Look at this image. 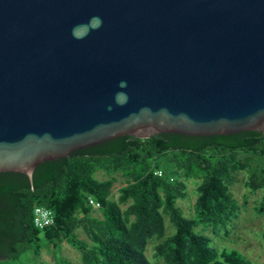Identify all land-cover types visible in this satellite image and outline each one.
Instances as JSON below:
<instances>
[{
    "label": "water",
    "instance_id": "water-1",
    "mask_svg": "<svg viewBox=\"0 0 264 264\" xmlns=\"http://www.w3.org/2000/svg\"><path fill=\"white\" fill-rule=\"evenodd\" d=\"M243 130L264 132V0H0V172Z\"/></svg>",
    "mask_w": 264,
    "mask_h": 264
},
{
    "label": "trees",
    "instance_id": "trees-1",
    "mask_svg": "<svg viewBox=\"0 0 264 264\" xmlns=\"http://www.w3.org/2000/svg\"><path fill=\"white\" fill-rule=\"evenodd\" d=\"M241 164L249 191L264 189V132L122 135L38 163L32 182L22 172H0V258L19 264L25 253L39 257L52 244L56 264H75L59 253L65 241L79 252L81 264H151L146 241L163 237L164 212L175 229L155 244L154 256L162 264H252L237 250L211 245L197 229L226 227L238 206L230 190L232 167ZM97 172L124 176L117 200L111 198L114 177L98 180ZM189 176L200 179L193 217L176 205L187 196ZM90 198L99 203L101 217L93 214ZM129 200L121 209L119 203ZM36 206L51 210L52 224L34 226Z\"/></svg>",
    "mask_w": 264,
    "mask_h": 264
},
{
    "label": "rangeland",
    "instance_id": "rangeland-1",
    "mask_svg": "<svg viewBox=\"0 0 264 264\" xmlns=\"http://www.w3.org/2000/svg\"><path fill=\"white\" fill-rule=\"evenodd\" d=\"M250 165V163H248ZM95 178L98 180L114 177L112 186L111 198L117 200L119 188L125 185V178L120 172L106 174L97 172ZM232 176L234 184L230 187L232 197L237 201V208L234 215L227 221L225 228H218L217 232L213 231L212 226H198L197 229L202 234L210 239L211 245L218 249L227 247L234 249L249 258L252 264H264V189H258L255 192H250L245 186L244 181L248 177L243 164L232 167ZM187 196L183 199H178L176 205L182 210L186 217H193L194 203L198 196L196 191L199 178L189 176L185 178ZM130 203V200L125 203H119L121 209H125ZM161 211V209H160ZM93 214L101 217L99 209H95ZM164 219V235L161 238L155 235L149 237L146 241L145 255L151 264H162L163 259L154 256L155 244L162 241L167 235L174 232V225L167 213L162 212ZM79 238L87 240L86 235L81 229L76 230ZM56 250L52 244L44 246L39 257H34L30 252L25 253L19 264H56ZM59 253L68 259H71L75 264H81L79 252L71 245L62 242ZM0 264H8L6 260L0 258Z\"/></svg>",
    "mask_w": 264,
    "mask_h": 264
},
{
    "label": "built area",
    "instance_id": "built-area-1",
    "mask_svg": "<svg viewBox=\"0 0 264 264\" xmlns=\"http://www.w3.org/2000/svg\"><path fill=\"white\" fill-rule=\"evenodd\" d=\"M158 174H161V171H157ZM89 203L93 206L94 209L100 208L98 202L90 198ZM32 221L35 227L43 228L53 222V216L50 209L43 206H36L33 209Z\"/></svg>",
    "mask_w": 264,
    "mask_h": 264
},
{
    "label": "clouds",
    "instance_id": "clouds-1",
    "mask_svg": "<svg viewBox=\"0 0 264 264\" xmlns=\"http://www.w3.org/2000/svg\"><path fill=\"white\" fill-rule=\"evenodd\" d=\"M94 19V21H95V27L96 28H98V27H100V25L102 24V21L98 18V17H96V18H93ZM123 83L124 82H121V85H123Z\"/></svg>",
    "mask_w": 264,
    "mask_h": 264
}]
</instances>
